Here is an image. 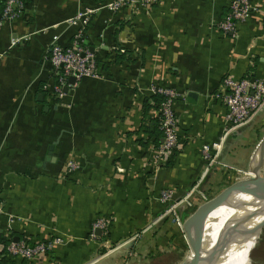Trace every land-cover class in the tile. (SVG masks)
I'll return each instance as SVG.
<instances>
[{
  "label": "crops",
  "instance_id": "1",
  "mask_svg": "<svg viewBox=\"0 0 264 264\" xmlns=\"http://www.w3.org/2000/svg\"><path fill=\"white\" fill-rule=\"evenodd\" d=\"M109 1L32 0L31 11L0 29V235L31 244L64 239L39 260L9 258L11 264H159L185 256L184 233L158 195L173 188L179 200L200 181L201 148L225 128V107L214 98L223 78L264 79V0H250L234 34L219 29L227 0H161L117 12L103 7ZM86 7L98 9L81 39L97 77L52 99V38L68 46L77 31L69 20ZM160 89L178 96L173 109L183 148L155 173L152 139L142 144L143 102ZM263 135L264 107L227 134L217 160L249 170ZM70 160L78 169L68 173ZM234 177L215 164L199 189L210 199ZM194 204L179 209L182 220ZM97 217L110 220L108 236H90Z\"/></svg>",
  "mask_w": 264,
  "mask_h": 264
},
{
  "label": "built area",
  "instance_id": "2",
  "mask_svg": "<svg viewBox=\"0 0 264 264\" xmlns=\"http://www.w3.org/2000/svg\"><path fill=\"white\" fill-rule=\"evenodd\" d=\"M159 1L161 0H111L103 7L112 12H117L125 8H134L137 3L143 6H150ZM227 2L228 13L219 24V29L225 34H234L237 26L244 22L251 12L252 6L250 0H227ZM14 6H17V10H14ZM96 10L98 9L83 8L78 10L69 20V25L77 28V31L68 46L64 47L60 45L56 36L52 38L48 56V61L51 64L54 75L52 99L63 97L65 93L64 88L74 86L82 78L97 77V66L94 56L81 44L83 31L89 25L92 16L96 14ZM23 13V6L19 0H6L5 8L0 16V29L5 21L16 20ZM13 44H16V42ZM70 77L75 78V84L70 85L68 83ZM157 92L163 94L166 98L159 105V111H157V114L161 116L160 129L163 139L159 146L152 148L155 173L161 169V166L167 163L172 151L179 146L180 132V126L173 109L178 96L172 90L167 89L157 90L154 94ZM214 98L220 100L225 107V128L223 135L218 141L204 145L201 148V156L205 167L200 181L204 179L207 172L215 164L221 165L224 170L231 171L235 176V181L248 178L250 177L249 170L242 171L227 164H222L217 160V157L227 134L232 129L247 123L256 113L263 109L264 79L252 77L235 79L227 75L223 78ZM65 167L66 171L71 173L78 169V164L70 160L66 163ZM199 182L179 200L175 199V190L173 188H165L158 195V201L166 205L165 214L171 217L173 223L181 231L183 220L180 218L179 209L181 207L192 208L195 205V201L201 204L208 200L205 193L199 189ZM12 221L10 219V222ZM109 227L110 221L108 218L97 217L91 224L90 236L96 238L97 231L105 233L109 231ZM63 243L64 239L59 236L40 240L33 244L11 239L6 246L0 245V251L4 250L5 255L10 258L32 262L45 257L54 248ZM0 255L2 254L0 253Z\"/></svg>",
  "mask_w": 264,
  "mask_h": 264
},
{
  "label": "water",
  "instance_id": "3",
  "mask_svg": "<svg viewBox=\"0 0 264 264\" xmlns=\"http://www.w3.org/2000/svg\"><path fill=\"white\" fill-rule=\"evenodd\" d=\"M75 78L70 77L68 83L75 84ZM67 91V87L64 88ZM39 100L42 96L38 97ZM251 177L236 180L222 189L217 195L201 203L182 223V232L190 250V255L180 264H207L210 259L220 256L236 238L252 235L256 232L261 233L264 228V219L252 228H246L253 217L263 213L264 207V135L260 138L250 156L248 166ZM238 194L251 196L254 200L261 203L263 210L251 212L232 223L231 227L225 230L220 240H216L212 248L204 245L205 221L211 213L223 205L233 202ZM100 231H97L99 233ZM18 241V238H14ZM250 258V257H249Z\"/></svg>",
  "mask_w": 264,
  "mask_h": 264
},
{
  "label": "bare ground",
  "instance_id": "4",
  "mask_svg": "<svg viewBox=\"0 0 264 264\" xmlns=\"http://www.w3.org/2000/svg\"><path fill=\"white\" fill-rule=\"evenodd\" d=\"M252 174L250 173V177ZM264 207V205H262ZM260 202L254 200L251 196L238 194L233 202L223 205L209 215L205 221L204 245L206 248H212L216 240H220L225 230L231 227L232 223L240 219L244 215L263 210ZM260 217V221L264 219V211L261 215L253 217L244 226L252 228L260 221L256 222V218ZM249 235L238 237L232 245H230L220 256H216L208 261L207 264H229L236 258L239 264H248L251 251L257 245L259 239L248 237ZM233 264V263H232Z\"/></svg>",
  "mask_w": 264,
  "mask_h": 264
},
{
  "label": "trees",
  "instance_id": "5",
  "mask_svg": "<svg viewBox=\"0 0 264 264\" xmlns=\"http://www.w3.org/2000/svg\"><path fill=\"white\" fill-rule=\"evenodd\" d=\"M19 1L22 3L24 12L32 10V0H19ZM5 3H6V0H0V16L2 15V12L5 8ZM13 8H14V10H17V6H14ZM123 59H124L123 54L119 53L116 56L117 62H121ZM165 98L166 97L163 94L157 92V93L153 94L150 98L145 99V101L143 102L144 124L142 126V130L147 135V141L145 143L142 142V144L144 146L151 139H152V143L155 147L159 146L162 142L163 136H162V132L160 129L161 116H160V114H157L156 117H151L149 115V111L151 109L159 111V105L165 100ZM55 102H56V100H55ZM178 147L172 151V154H171L169 160L167 161L166 164L161 166V168L171 165L173 158L177 154L181 153L183 147H179V148ZM103 234L105 236H108L109 233L107 231ZM15 237H16V235H14V234L11 237L10 236L6 237L3 235H0V245L3 247L6 246L8 244V242L11 241V239H14ZM17 238L19 240H22V241L29 243L28 240L21 238L20 236H17ZM43 240H45V239H43ZM29 244H31V243H29ZM0 253L2 254L1 258H0V264H7V263L11 264V262H8L9 260H11V258L5 255V251L1 250Z\"/></svg>",
  "mask_w": 264,
  "mask_h": 264
},
{
  "label": "rangeland",
  "instance_id": "6",
  "mask_svg": "<svg viewBox=\"0 0 264 264\" xmlns=\"http://www.w3.org/2000/svg\"><path fill=\"white\" fill-rule=\"evenodd\" d=\"M94 9H96V8H94ZM260 219H261L260 217H257L256 222L260 221ZM248 237L249 238L255 237V238L259 239L256 247L250 253L249 264H264V228L262 229L260 235H259V233L256 232L255 234L249 235ZM189 255H190V250L188 248L186 253H185V256H183V254H181L179 256L178 260L176 257L173 258V257L169 256L167 258L162 259L161 260L162 262L160 261L159 264H180ZM175 259H176V262H175ZM232 263L233 264H239L238 257L236 258L235 262L233 259L232 262L229 264H232ZM137 264H144V261L140 258ZM147 264H152V263L150 262Z\"/></svg>",
  "mask_w": 264,
  "mask_h": 264
}]
</instances>
